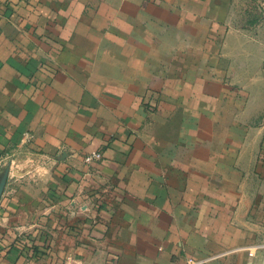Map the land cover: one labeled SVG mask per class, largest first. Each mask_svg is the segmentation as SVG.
<instances>
[{
	"label": "crops",
	"instance_id": "obj_1",
	"mask_svg": "<svg viewBox=\"0 0 264 264\" xmlns=\"http://www.w3.org/2000/svg\"><path fill=\"white\" fill-rule=\"evenodd\" d=\"M263 149L264 0H0V264H264Z\"/></svg>",
	"mask_w": 264,
	"mask_h": 264
},
{
	"label": "rangeland",
	"instance_id": "obj_2",
	"mask_svg": "<svg viewBox=\"0 0 264 264\" xmlns=\"http://www.w3.org/2000/svg\"><path fill=\"white\" fill-rule=\"evenodd\" d=\"M15 149H16V151H19L18 155L19 154L25 155V153L20 152L23 149H21V150H19V148H15ZM259 156H260L259 159L262 161V164L256 168L257 170L255 172V178L253 180L252 179L253 177H252L251 181H252V185H254L255 188H257L260 192H262V191L264 192V149L260 152ZM9 163L6 164V167L3 169V172H5V175L7 176L8 179L12 175L18 176V175L22 174L21 172L16 171V169H15V168H17L16 165H14L11 161ZM13 171H14V173H12ZM262 200H264V198H262Z\"/></svg>",
	"mask_w": 264,
	"mask_h": 264
},
{
	"label": "built area",
	"instance_id": "obj_3",
	"mask_svg": "<svg viewBox=\"0 0 264 264\" xmlns=\"http://www.w3.org/2000/svg\"><path fill=\"white\" fill-rule=\"evenodd\" d=\"M103 159V154L100 151L93 152L86 156L85 161L89 164L93 163L94 161H100ZM250 255H253V253H250ZM206 261H198L194 259H189L186 264H204Z\"/></svg>",
	"mask_w": 264,
	"mask_h": 264
},
{
	"label": "trees",
	"instance_id": "obj_4",
	"mask_svg": "<svg viewBox=\"0 0 264 264\" xmlns=\"http://www.w3.org/2000/svg\"><path fill=\"white\" fill-rule=\"evenodd\" d=\"M41 241H43L42 243L45 245V248L43 250H41V253L39 251H37V248H38L37 244H32V247H34V248L36 247V251L34 253V256L36 258H40V257H42L44 255H47L48 254V251H49V246H48V242L49 241L48 240H41ZM33 242H36V241H33ZM23 244L25 245V243H23ZM44 245H41V247H44ZM27 248H29V247H27Z\"/></svg>",
	"mask_w": 264,
	"mask_h": 264
}]
</instances>
